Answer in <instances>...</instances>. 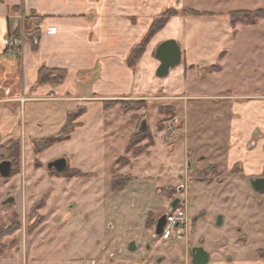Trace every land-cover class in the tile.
Returning <instances> with one entry per match:
<instances>
[{
    "label": "rangeland",
    "instance_id": "374dc122",
    "mask_svg": "<svg viewBox=\"0 0 264 264\" xmlns=\"http://www.w3.org/2000/svg\"><path fill=\"white\" fill-rule=\"evenodd\" d=\"M184 10L200 16H183ZM258 10H264V0H165L163 13L171 11L182 18H212L228 16L231 12ZM233 28L236 36L225 45L227 53L222 54L225 73L193 83L204 90L203 95L214 98L195 101L189 109L184 108V101L175 103L158 97L90 103L98 99L92 93L85 95L84 102L78 105L72 96H69V102L53 101L44 106L40 103L47 102L49 96L44 95L46 97L38 102L31 100L38 104L32 108L34 114L42 112L45 115L38 114V123H44L41 126L46 129L40 131L41 128L36 126L28 132L26 142L21 144L19 176L14 180L18 187L21 223L16 236L20 243L18 254L23 262L35 257L37 264H60V259L61 264H90L92 260L96 264H108L109 255H117V248L127 241L116 239L118 235L110 236L107 225L112 223L115 232L121 225L120 230L128 232L127 237L130 230V234L143 235V227L152 229L158 215H166L179 196L190 201L189 207L182 210L189 213L191 219L201 211L203 216L190 236L156 243L159 251L169 258H184L189 241L191 244L194 239L202 238L208 247L215 238L213 236L222 237L226 229L237 228L241 213L235 207L236 200L226 202L224 197L237 190V186L230 184L228 188H222L220 194L219 188L196 183L205 181L203 172L207 169V175L213 177V181L231 178L227 175L232 173L225 162L226 150L213 151L208 139L217 127L224 125L220 117L227 102L218 96L227 91L234 95L253 94L259 84L264 83V19L256 25L238 24ZM79 91L83 95V88ZM108 104L115 107L106 112L104 107ZM122 105L127 109L124 110ZM82 107L88 108L87 113L76 123L81 122L83 126L75 130L71 139L39 153L32 139L58 135L65 124L67 111ZM181 114L188 119L181 118ZM25 115L28 119L27 113ZM46 121H51V126ZM143 122L147 123V135L140 134ZM191 138L193 145L188 143ZM131 140V152H128ZM194 143L207 145L202 148ZM60 158L68 161V171L63 175L47 169L49 162ZM121 158L128 161H118ZM114 178L130 182L125 190L115 193L112 189ZM235 182L237 180L230 179V183ZM179 186L184 187L181 193ZM221 214L228 218V226L222 230L215 224ZM35 226L36 232L29 234ZM97 234L98 240L95 239ZM228 237L231 243L237 235L232 231ZM12 258V252H8L0 259V264Z\"/></svg>",
    "mask_w": 264,
    "mask_h": 264
},
{
    "label": "crops",
    "instance_id": "0c3cea01",
    "mask_svg": "<svg viewBox=\"0 0 264 264\" xmlns=\"http://www.w3.org/2000/svg\"><path fill=\"white\" fill-rule=\"evenodd\" d=\"M164 9L165 0H0V136L5 141L13 138L25 143L28 132L36 126L41 128L40 131L46 129L41 126L44 123H38V116L45 115L42 112L34 114L32 108L38 104L31 101L36 99L38 102L46 96L49 100L40 103L41 106L53 101L69 102L71 96L78 105L84 102L85 95L92 93L98 99L90 103L103 104L107 100L128 97H158L175 103L184 101V108L188 109L195 101L214 98L203 95L204 90L193 83L214 75L200 70L221 64L225 45L236 36L227 15L174 17L150 41L137 67L133 69L127 64L132 49ZM26 18L40 21L41 38L37 53L32 51L31 37L23 32ZM19 30L21 35L17 37ZM9 38L21 40L20 63L15 52L6 46ZM169 40L179 43L182 63L171 70L168 77L159 79L156 76L160 65L155 58L156 50ZM44 67L66 69L65 83L59 87H37L39 71ZM225 71L223 66L219 73ZM79 88H83V95ZM261 88L264 83L259 84L253 94L234 95L227 91L219 95L227 102L220 117L224 125L217 127L208 137L213 151L226 150L228 168L242 162L247 175L259 174L264 167L262 140V152L247 156L244 153L245 145L252 137L264 134V89ZM181 118L188 119V116L184 114ZM46 123L51 126V121ZM186 128L190 131L189 126ZM222 133L225 134L222 136ZM189 140L188 143L192 138ZM194 145L204 148L207 144Z\"/></svg>",
    "mask_w": 264,
    "mask_h": 264
},
{
    "label": "flooded vegetation",
    "instance_id": "af4514ba",
    "mask_svg": "<svg viewBox=\"0 0 264 264\" xmlns=\"http://www.w3.org/2000/svg\"><path fill=\"white\" fill-rule=\"evenodd\" d=\"M46 138L48 137L32 139L34 140L33 145L35 146L36 142ZM261 140L264 142V134H258L249 140L244 148L246 156L263 151L260 149ZM21 144H23L21 139L12 138L5 141L0 136V259L8 252H12L13 255L12 259H8L1 264H37V261L34 259L35 257H30L28 262L24 259L23 262L18 254L20 243L16 234L21 230V223L19 197L17 194L18 187L14 180L19 176ZM229 172L232 174L228 173V177H231L234 181L237 180L238 184L236 182L230 183L231 178L227 181H213V177L207 175L209 173L208 169L203 172L205 174L203 175L205 181H198L196 183L213 186L220 190L228 188L230 184L237 186V190L232 191L231 194L224 195V197L226 196V202H229L230 199L236 200L235 207L241 213L240 218H238L239 224L237 228L231 231L226 229L225 235L222 234V237L218 235L213 236L215 238L211 239L208 247L206 240H202V238L194 239L191 244L189 241V245L185 250V257L181 259L178 257L169 258L159 251L160 249L156 246V243L159 240H179L188 235L190 236L191 233L193 234L198 220L203 216L202 211L194 219H191V216L185 212L187 216L186 225L182 229L176 230L173 236L169 238L164 237V231L167 227V214L166 224L161 235L156 234L157 224L164 215H158L155 223L152 225V229H147L146 226L143 227V235L140 233L130 234L132 231L130 230L127 237L128 232L125 233L123 229L120 230L121 225H118L119 229L115 232L116 227L114 228L113 224L110 223L109 226H106V229L110 230V236L118 235L116 239L118 237L121 241L126 240L127 242L124 246L117 248V252H115L117 255L113 253L109 255L107 259L108 264H116L122 261L125 264H243L246 261H251L253 264H264V167L259 174L247 175L245 164L240 162L234 167L229 168ZM181 178L182 176L180 175L179 179L181 180ZM167 190L170 191L169 188ZM183 190L184 187H178L179 193ZM220 190L218 192L222 194L223 192ZM174 203H176L175 208L172 207ZM189 205L190 201L179 196L174 199L169 211L182 209L183 207L187 209ZM227 220V216L221 214L215 219V224L222 230L228 226ZM36 226L30 229L29 234L36 232ZM232 231L237 237L233 241L231 240L232 242L230 243L228 236ZM130 237L133 238L131 239ZM95 239L98 240V234ZM249 249L252 250L249 251ZM33 251L34 249L31 250V253ZM203 253L206 256L204 260L201 258ZM60 260L59 263L61 264ZM90 264H96V261L92 260Z\"/></svg>",
    "mask_w": 264,
    "mask_h": 264
},
{
    "label": "trees",
    "instance_id": "16d2710c",
    "mask_svg": "<svg viewBox=\"0 0 264 264\" xmlns=\"http://www.w3.org/2000/svg\"><path fill=\"white\" fill-rule=\"evenodd\" d=\"M182 14L183 16H186V17L200 16V14L196 12H191V11L187 12L186 10H184ZM176 15L177 13L168 11L166 13L161 14L158 18L155 19V21L152 23L150 29L148 30L146 35L143 37V39L130 52L128 59H127V64L129 65L130 68L135 69L137 67L150 41L160 31H162L166 27V25L169 23V21L172 18L176 17ZM228 16L233 26L238 25V24L242 26H252V25L258 24L260 20L264 19V10H258L256 12H251V13L231 12L229 13ZM38 22L40 21L31 20L29 18H26L22 26L23 32H25L27 36L29 35L31 37L29 38V40L31 41L32 51L34 53H37L39 51V41L41 38V31L38 27ZM20 35H21V30L18 31L17 37H19ZM34 35L36 36L33 37ZM10 49H11L10 51L15 52V58L16 60H18V63H20L21 61V56H20L21 54L19 52L20 47L10 48ZM223 55L221 56L220 59H223ZM221 70H222V67L218 63L215 66L206 67V68L201 69L200 71L204 72V74H216V73L221 72ZM67 77H68V71L66 69H48L44 67L39 71L37 87L44 86V85L58 87L65 83ZM108 105L109 106L104 107L105 111H110L115 107V105L114 106H110V104ZM122 108L124 110L127 109L125 105H122ZM86 113H87V109L84 107H82L81 109L77 111L67 112L65 124L58 135L48 137L44 140H40L35 143L36 149L39 150V153L45 152L46 150L52 148L56 144H60V143L70 140L75 130L78 127H81V122L76 123V121L79 120ZM148 132L149 130L146 129L145 131L140 132V134L147 135ZM131 145H132V140H131V143L128 145V148H127L128 152H131ZM20 154H21V150H20ZM118 161L121 162V161H128V160H126L125 158H121V160H118ZM67 171L68 170H66V172ZM66 172L63 174H66ZM56 174L63 175L59 173H56ZM77 177L81 178L80 176H77ZM129 182L130 180L114 178L112 182V189L115 193L122 192L123 190L126 189Z\"/></svg>",
    "mask_w": 264,
    "mask_h": 264
},
{
    "label": "water",
    "instance_id": "95a60500",
    "mask_svg": "<svg viewBox=\"0 0 264 264\" xmlns=\"http://www.w3.org/2000/svg\"><path fill=\"white\" fill-rule=\"evenodd\" d=\"M156 60L160 63L156 76L159 79H164L169 76L171 70L176 69L182 63V50L178 42L175 40H169L163 42L156 50L155 54ZM147 129V123L143 122L140 132ZM68 168V161L65 158H60L50 162L47 166L49 171L55 170L59 174L66 172ZM7 177V176H6ZM173 208L176 207V203L172 205ZM166 224V215H164L157 224V235H161ZM205 254L201 257L202 260L205 259Z\"/></svg>",
    "mask_w": 264,
    "mask_h": 264
},
{
    "label": "built area",
    "instance_id": "2783aa9c",
    "mask_svg": "<svg viewBox=\"0 0 264 264\" xmlns=\"http://www.w3.org/2000/svg\"><path fill=\"white\" fill-rule=\"evenodd\" d=\"M20 38H9L6 41L8 48L20 47ZM187 223L186 213L182 209H176L167 213V227L164 231V237H171L176 230L182 229Z\"/></svg>",
    "mask_w": 264,
    "mask_h": 264
}]
</instances>
